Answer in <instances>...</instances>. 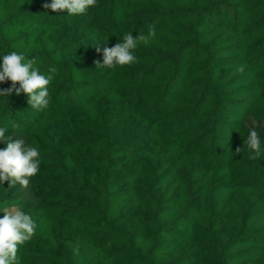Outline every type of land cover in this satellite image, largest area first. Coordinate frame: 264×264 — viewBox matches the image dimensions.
Here are the masks:
<instances>
[{"label":"trees","instance_id":"1","mask_svg":"<svg viewBox=\"0 0 264 264\" xmlns=\"http://www.w3.org/2000/svg\"><path fill=\"white\" fill-rule=\"evenodd\" d=\"M45 3L0 0V63L16 51L53 76L43 110L0 97L6 136L40 152L27 188L0 182V218L37 225L20 264H264V0ZM152 25L137 62L96 66Z\"/></svg>","mask_w":264,"mask_h":264},{"label":"clouds","instance_id":"2","mask_svg":"<svg viewBox=\"0 0 264 264\" xmlns=\"http://www.w3.org/2000/svg\"><path fill=\"white\" fill-rule=\"evenodd\" d=\"M97 5V0H51V3L43 5L53 12L66 10L69 15L85 14L91 7ZM156 36L155 26L149 27L148 34L126 33L122 42L116 43L112 47H103V63L95 61L99 67H114L119 65H131L137 62V57L133 54L139 42L148 44L150 38ZM99 53L101 49L96 47ZM35 58L25 62L23 53L11 51L2 55L0 63V83L11 81V87L0 89V97H7L13 93L20 95L24 93L28 97V104L36 110H43L50 103L49 85L53 79L52 75L41 73L34 67ZM243 73V65L237 69ZM55 68H50V73H55ZM17 83L19 87H16ZM0 141L6 142V147L0 149V182L10 181L9 187L20 185L27 188L30 178L37 175L40 165V152L35 146H26L23 139H14L6 136V128L0 127ZM244 143L255 154L250 155V160H255L260 156L261 141L255 128L250 129L249 135ZM237 148L236 152H241ZM4 215L0 218V264H20L18 248L29 242L36 234V222L32 217L21 211L16 206L5 208ZM78 252V247L75 249Z\"/></svg>","mask_w":264,"mask_h":264}]
</instances>
